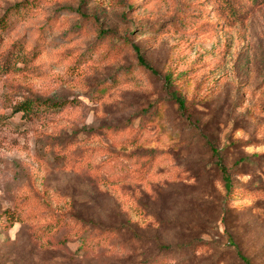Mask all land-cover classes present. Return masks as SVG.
<instances>
[{
  "label": "rangeland",
  "instance_id": "rangeland-1",
  "mask_svg": "<svg viewBox=\"0 0 264 264\" xmlns=\"http://www.w3.org/2000/svg\"><path fill=\"white\" fill-rule=\"evenodd\" d=\"M26 1L0 0V264H264V0Z\"/></svg>",
  "mask_w": 264,
  "mask_h": 264
},
{
  "label": "trees",
  "instance_id": "trees-1",
  "mask_svg": "<svg viewBox=\"0 0 264 264\" xmlns=\"http://www.w3.org/2000/svg\"><path fill=\"white\" fill-rule=\"evenodd\" d=\"M43 1L46 0H27L24 4L19 5L18 7L13 9L14 13H20L22 10H27L29 11L30 9L34 7H38L39 4ZM220 2V0H217ZM250 2H255V0H249ZM223 2V3H221ZM221 4L225 7V9L228 10L230 14L233 15V17H236L239 19V17H245L244 14H246L248 11L246 9L240 10L241 7L239 4L241 3H236V0H221ZM223 13V12H222ZM9 19L6 17L1 21L0 28L5 29L10 25ZM138 52L139 60L140 63L147 69H150L153 71L150 66L148 65L145 57L141 54L140 50L138 47L135 48ZM177 101L179 102L180 106H183V103L179 98H177ZM75 102H70L68 99L64 100H52V99H46V100H41V99H28L22 102H19L14 105L15 107V113H20L22 112L24 116H27L29 118H36L35 116L40 117V116H46L48 114L52 115L53 112H58L61 111L65 108H67L69 105H73ZM224 179L226 181L227 188L231 190V180L230 177L228 176L227 172L224 171ZM231 193V192H230ZM204 244L202 240H195L192 242H189L187 244L179 245L176 248L172 246H168L164 248L166 253L170 254V252L174 251V249L177 250H183V249H192L193 254L196 253V251L199 249ZM241 259L244 261L245 264H252L250 259L246 258L242 254H240Z\"/></svg>",
  "mask_w": 264,
  "mask_h": 264
}]
</instances>
